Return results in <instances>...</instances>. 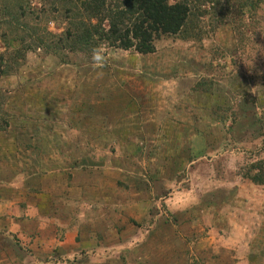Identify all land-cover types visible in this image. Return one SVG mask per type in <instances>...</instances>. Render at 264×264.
Here are the masks:
<instances>
[{
  "label": "rangeland",
  "instance_id": "rangeland-1",
  "mask_svg": "<svg viewBox=\"0 0 264 264\" xmlns=\"http://www.w3.org/2000/svg\"><path fill=\"white\" fill-rule=\"evenodd\" d=\"M187 1L144 55L0 0V264H264V6Z\"/></svg>",
  "mask_w": 264,
  "mask_h": 264
},
{
  "label": "trees",
  "instance_id": "trees-1",
  "mask_svg": "<svg viewBox=\"0 0 264 264\" xmlns=\"http://www.w3.org/2000/svg\"><path fill=\"white\" fill-rule=\"evenodd\" d=\"M82 14L91 23L68 30L70 46L83 52L95 51L104 44L122 50H135L140 54L156 52V42L164 36L178 34L190 16L187 0L170 3L171 0H78ZM264 0H245L238 7L245 10L251 23L240 18L241 27H250L257 22V11ZM96 23H92V21ZM108 24V28L104 24ZM73 26V24H72ZM27 29L24 25L23 29ZM261 174V173H260ZM261 175L253 179L264 183Z\"/></svg>",
  "mask_w": 264,
  "mask_h": 264
},
{
  "label": "clouds",
  "instance_id": "clouds-1",
  "mask_svg": "<svg viewBox=\"0 0 264 264\" xmlns=\"http://www.w3.org/2000/svg\"><path fill=\"white\" fill-rule=\"evenodd\" d=\"M93 59H99V56L98 55H94Z\"/></svg>",
  "mask_w": 264,
  "mask_h": 264
}]
</instances>
